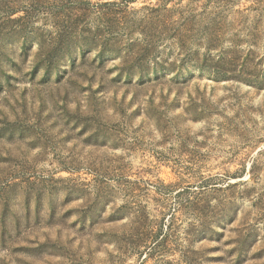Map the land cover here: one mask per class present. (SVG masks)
<instances>
[{
	"label": "rangeland",
	"instance_id": "rangeland-1",
	"mask_svg": "<svg viewBox=\"0 0 264 264\" xmlns=\"http://www.w3.org/2000/svg\"><path fill=\"white\" fill-rule=\"evenodd\" d=\"M0 264H264V0H0Z\"/></svg>",
	"mask_w": 264,
	"mask_h": 264
},
{
	"label": "trees",
	"instance_id": "trees-1",
	"mask_svg": "<svg viewBox=\"0 0 264 264\" xmlns=\"http://www.w3.org/2000/svg\"><path fill=\"white\" fill-rule=\"evenodd\" d=\"M106 3V2H105ZM111 4V3H108ZM107 5V4H105ZM107 39L102 38L100 35L99 37H84L83 39H81V41H79L78 46L81 48L82 51H90L91 47H88L90 44H94V46L100 45L102 46V50L99 52V58H101V60L103 61L102 57H104L103 55H105L106 52L111 51V48H107L105 46V44ZM106 42V43H104ZM65 46L68 47V43L67 41L63 42ZM62 43V44H63ZM103 44V45H102ZM61 46V43H58L57 46H44L41 45V49L40 51L36 54L37 55V61L35 63L36 67H42L46 72H49L51 70H55L58 69L61 66V60L65 57L66 49ZM66 47V48H67ZM138 55V54H137ZM106 56V55H105ZM160 68L162 70H152V71H145L143 73L140 74V79L143 81L144 78H147V80H151V76H154V79H158L159 76H165L166 75V66H164L163 64H160ZM126 74L129 76L134 75L133 72L131 71H127ZM215 75L217 77H221V78H225V73H215Z\"/></svg>",
	"mask_w": 264,
	"mask_h": 264
}]
</instances>
